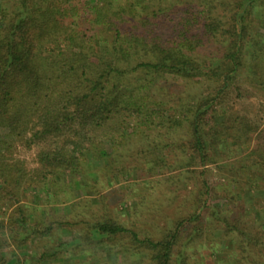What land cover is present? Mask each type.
Masks as SVG:
<instances>
[{
    "label": "trees",
    "instance_id": "1",
    "mask_svg": "<svg viewBox=\"0 0 264 264\" xmlns=\"http://www.w3.org/2000/svg\"><path fill=\"white\" fill-rule=\"evenodd\" d=\"M248 88L264 97V0H0V264H64L102 244L146 253L140 264H208L200 236L221 228L210 264H264V218L242 198L264 187V126L235 107ZM48 137L62 141L35 168L9 154ZM225 161L233 175L211 183L208 165ZM119 176L168 193L136 217L184 190L191 210L154 231L120 222L98 188ZM23 189L74 201L40 221ZM75 189L101 194L103 213Z\"/></svg>",
    "mask_w": 264,
    "mask_h": 264
},
{
    "label": "rangeland",
    "instance_id": "2",
    "mask_svg": "<svg viewBox=\"0 0 264 264\" xmlns=\"http://www.w3.org/2000/svg\"><path fill=\"white\" fill-rule=\"evenodd\" d=\"M248 89V91L243 90V94L240 97L235 98V107L248 114L258 124L264 126V97L254 90L250 88ZM7 139L11 141L14 140L13 137H8ZM61 141V137H48L47 139L38 143H33L30 146L14 141L12 145V151L9 152V154L24 159L29 168H35L38 165L36 156L39 150L42 148H53L60 144ZM218 166H221V168L218 169ZM234 166V164L226 166V161L220 162L219 164L217 163L208 165V168L211 171V173H209V181L215 184L219 182L225 183L226 181L224 180L230 178L233 175L234 172L232 171V168H234ZM65 177L66 180H69V176L65 175ZM118 179L119 181H116L112 186H106L105 182L99 183L98 188L102 195L107 194V198H105V202L107 204L106 206L107 208L110 206L108 209L111 210L110 212L112 213V216L116 217V219L120 222L129 224L136 220L144 225L143 226L142 224H140V226L145 230L154 231L153 222H156L155 224H159L157 223V220L160 219L163 225H167V222H171L173 219L178 218V216L185 215L189 212V210H191V208L189 207V199L186 200L185 198V194L190 195V193L187 190H184L181 193L180 197H177V200L173 205H164V208L160 212V215H158V217L151 215L149 211L146 210V207H143V214L141 215L140 212V215L136 217L135 215H133V212L136 208V203L139 200L141 202L144 197H147V202H153L157 201L158 198H160L161 200L163 198L162 193L165 192V194L167 195L168 193H166L167 191L164 189L165 187H161L154 180L153 184L147 183L148 187L146 188V186H144L140 182V180L143 181L142 179L135 180L130 179L127 176L124 178L119 176ZM191 181L194 180L192 179ZM153 185L155 189L151 187ZM133 188H136V190H134ZM244 188L245 191L242 193V198L245 201L246 208L248 210H251L254 215L258 216V218H264V208L263 206L258 204V202L264 201V187L257 188L255 185L250 184L248 187L247 185H244ZM74 191L77 195V198L75 197L77 200H85L82 202V206H85L87 204L93 205V207H95V210H97L96 213H103L100 202L101 194L91 195L77 189H75ZM21 192L23 199L21 203L25 204L30 215L31 213L34 214L35 219L40 221H45L53 216L59 217L68 215L70 204L72 203L71 200L74 201V199H70L66 202L55 204L52 202V200L48 201L45 198V195L43 196V194L41 196H38V193L32 189H23L21 190ZM70 197L73 198V195H70ZM214 200V202L218 204H222V202H224L220 197H216ZM238 211L241 215L242 213H244L243 210L241 212L238 209ZM242 217L243 219H247L248 216L242 215ZM223 232V228H221L219 230L215 229L206 231L204 235H201V246L204 245V247L199 246V252L196 253L194 257L210 264L211 260L209 259V257L212 256V250L209 248V242L212 243L213 241H220L219 243H215L218 244L216 248L219 249L220 246V248L223 249L226 242V238L223 237ZM56 233L57 235H61V237L63 238H70L72 234L76 233V231H73V233H67L58 230V232ZM51 241L56 242V239L52 237ZM96 249L98 250L97 257L93 256L82 258L79 255L71 256L69 258H66L64 264H140L143 258L147 259L146 253L134 254L131 252H122L120 251L122 249H120V247L117 245L102 244L96 247ZM36 251L37 250H35L33 253V259H36L38 257ZM89 254H91V252H89ZM222 256L223 253H216V257Z\"/></svg>",
    "mask_w": 264,
    "mask_h": 264
}]
</instances>
